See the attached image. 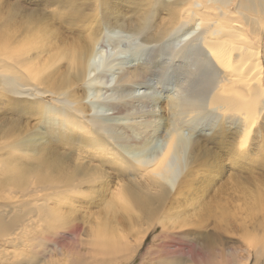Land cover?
<instances>
[{"label": "bare ground", "instance_id": "obj_1", "mask_svg": "<svg viewBox=\"0 0 264 264\" xmlns=\"http://www.w3.org/2000/svg\"><path fill=\"white\" fill-rule=\"evenodd\" d=\"M93 207L94 264L185 207L264 234V0H0V261Z\"/></svg>", "mask_w": 264, "mask_h": 264}, {"label": "rangeland", "instance_id": "obj_2", "mask_svg": "<svg viewBox=\"0 0 264 264\" xmlns=\"http://www.w3.org/2000/svg\"><path fill=\"white\" fill-rule=\"evenodd\" d=\"M125 44L123 45L126 47L131 45L127 42ZM168 77L171 81L166 80ZM163 78L166 81L161 83L162 86L173 88V84L179 80L180 76L177 75L175 81L174 72L171 71L165 72ZM228 174L229 172L226 175ZM226 175L223 180H227ZM99 209V207H93L87 210L86 214L81 210L74 211L71 215L72 218H77L80 222L85 221L84 225L81 224L83 226L81 231H83L78 236H74L59 230L60 237L57 239L59 244L66 247L64 252L59 251L62 254L56 252L53 246L48 243L44 259H41L47 264H94L90 252L80 243L86 242L92 236L89 225L93 226V220L90 216ZM190 210L189 207L181 209L183 213L179 211L181 215L174 216L175 219L172 217L167 229H162L160 225L155 224L135 253L128 256L119 254L112 260L105 261V264H220V262L221 264H229L232 258H235L239 264H264V258L255 257L254 251L251 248L248 251V247L244 243L253 240L252 238H263L262 229L244 236L237 229L239 222L235 221L232 216L227 215L226 217L224 216L226 214H219V217L218 211L208 217L189 216ZM139 237V233H135L130 241L131 245L138 242ZM220 253L224 254L223 258ZM10 259L9 262L0 261V264H12L14 258ZM222 259L225 262L221 261Z\"/></svg>", "mask_w": 264, "mask_h": 264}]
</instances>
